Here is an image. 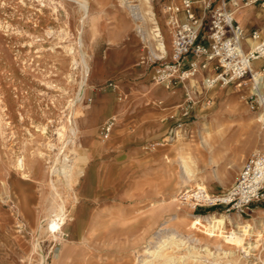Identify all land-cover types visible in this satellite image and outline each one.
I'll list each match as a JSON object with an SVG mask.
<instances>
[{
    "label": "rangeland",
    "instance_id": "374dc122",
    "mask_svg": "<svg viewBox=\"0 0 264 264\" xmlns=\"http://www.w3.org/2000/svg\"><path fill=\"white\" fill-rule=\"evenodd\" d=\"M125 1L166 31V55L151 53L153 41L136 28L142 34L152 23H135ZM167 1L0 0V264H163L169 255L182 264L186 247L199 257L184 264L258 263L264 198L241 217L252 226L245 240L258 243L249 250L223 233L211 236L190 216L217 212L234 223L237 213L191 208L180 195L195 185L219 196L230 189L245 161L264 153V107L249 78L210 88L206 72L172 88L154 81V67L169 62L172 50ZM221 3L211 0L212 8ZM247 7L254 10L249 33L264 26V7ZM120 13L125 18L117 24ZM252 69L264 73V57ZM186 90L193 101L184 115ZM79 168L71 177L73 203L64 173ZM62 199L64 222L54 211ZM50 223L61 227V239ZM232 228L226 222L225 231ZM171 233L184 244L150 257ZM223 250L232 255L218 256Z\"/></svg>",
    "mask_w": 264,
    "mask_h": 264
},
{
    "label": "built area",
    "instance_id": "2783aa9c",
    "mask_svg": "<svg viewBox=\"0 0 264 264\" xmlns=\"http://www.w3.org/2000/svg\"><path fill=\"white\" fill-rule=\"evenodd\" d=\"M264 7V0H222L220 6H211V0L167 1L164 11L172 34L170 61L154 67L157 84L172 88L197 74L206 72L205 87L217 84L240 85L246 78L252 80L253 61L264 57V26L246 32L234 19V12L256 2ZM201 10L195 12V5ZM183 15V18L180 17ZM205 21V23H204ZM205 28V35H201ZM193 91H185L183 114L192 103ZM113 125L107 122L103 133L107 137ZM264 153L251 155L243 164L234 184L222 195L211 194L204 186L195 185L182 190L180 200L188 207L222 206L225 212L234 211L240 217L248 214L253 203L264 198ZM256 264H264L262 254Z\"/></svg>",
    "mask_w": 264,
    "mask_h": 264
},
{
    "label": "bare ground",
    "instance_id": "6f19581e",
    "mask_svg": "<svg viewBox=\"0 0 264 264\" xmlns=\"http://www.w3.org/2000/svg\"><path fill=\"white\" fill-rule=\"evenodd\" d=\"M43 1V0H42ZM80 6L83 8V11L85 14L86 13V4L84 2H80ZM127 1L123 2V5H124V9H126L129 13V15L133 18L134 22L136 23V21H140V20H143V21H149V23L151 22L152 24L147 27L146 26V30H143L142 34H140V32L142 31L141 29V26L138 25V29L136 28V31L139 33L140 37H142L143 41L146 40V38L148 37L149 39H151L154 43V48L152 49L151 48V53H155V51H159L160 53L162 54H167V47H166V44H165V32L164 34L162 33V30L160 28V26H158V24H156V22L154 20H152L151 18V15L148 16L147 14V17L143 14V11L141 10L140 8V5H135V4H126ZM50 5V4H49ZM149 11H147L148 13ZM124 17V15H122L120 13L119 17L116 18V23L117 24H120V22L122 21V18ZM125 18V17H124ZM124 21V20H123ZM124 23V22H123ZM123 26V25H122ZM115 27V26H114ZM125 27V26H124ZM113 32V31H112ZM169 33V32H168ZM116 37V36H115ZM122 38V37H121ZM168 38V37H167ZM113 41V40H112ZM170 45V44H169ZM74 58V57H73ZM75 59V58H74ZM63 62V60H61ZM65 62V61H64ZM74 62V61H73ZM88 65V64H87ZM86 64H84V68L86 69L85 70V73L88 75V66ZM93 68V67H92ZM91 68V69H92ZM98 70V68H97ZM95 70V71H97ZM104 73V72H103ZM99 75V71L97 73ZM104 75V74H102ZM92 76V75H90ZM100 76V75H99ZM105 76V75H104ZM103 76V77H104ZM99 78V77H98ZM102 78V77H101ZM100 78V79H101ZM98 81V79H97ZM252 82H253V86L251 88V91L255 94L258 95L259 99H260V102L262 103L263 107H264V97H263V93H264V73L262 71H256L255 73L252 74ZM84 86L86 85V80H85V83L83 82ZM83 86V87H84ZM82 93V92H81ZM81 97V96H80ZM111 97V96H110ZM110 97L108 98H105L104 99V102H105V107L106 108H111V106L113 105L112 102L110 101ZM115 105V104H114ZM118 108V107H117ZM116 109V108H115ZM106 114V113H105ZM264 113L260 114V118L262 117ZM105 116V115H104ZM105 119V117L103 118ZM112 133V132H111ZM24 159V158H23ZM69 159V158H68ZM66 161V160H65ZM61 162V161H60ZM71 162V161H70ZM19 163V162H18ZM20 169L21 167L23 166L22 164V160H20ZM72 165V164H71ZM70 165V167H71ZM69 167V166H67ZM69 167V168H70ZM67 169V168H66ZM61 170V169H60ZM24 171V170H23ZM22 171V172H23ZM53 171V170H52ZM21 172V171H20ZM5 174V172H4ZM22 174V173H21ZM55 174V173H54ZM81 174V169L79 168L77 171H71L69 172V170H67V172L64 173L65 177H66V182H65V185L67 187H70V192H72L73 194H70V199L73 200V203L77 201V192L75 193V189H72L71 186H72V183H73V179L71 177H74L77 178L79 175ZM7 175V174H6ZM25 175V174H24ZM57 175V174H56ZM6 178V177H5ZM72 182V183H71ZM4 185V184H3ZM9 187V186H8ZM53 187V186H52ZM54 189V188H53ZM5 191V190H4ZM68 196V195H67ZM53 199V198H52ZM55 200V199H53ZM52 200V201H53ZM54 202V201H53ZM64 199L62 200H59V203H58V207L56 210V213H55V216L59 217V219L61 221L64 222L65 218H66V215H65V209H64ZM75 206V205H72V207ZM79 207V206H78ZM1 210V208H0ZM4 210V209H3ZM2 212V211H1ZM6 212V211H5ZM7 214V213H6ZM36 215V214H35ZM189 215V214H188ZM190 216H192V225L196 226L197 224L199 225H203L205 226V228L207 229L208 232H211L210 235L213 236L215 233H223V238L225 239L226 242H229V243H232V244H238L239 246L240 245H243V244H246L248 249L251 250V249H256L257 246H258V243L257 241H252V240H248L246 241L245 240V236H248L252 233V226L248 223V222H243L242 221V218L240 216H238L237 218L239 220H237L236 222L233 223L232 219L230 218H227L225 216V214L223 213H217V212H213L211 214H206V215H194V214H191ZM2 218V217H1ZM5 219V218H4ZM7 220V219H5ZM202 221H204L205 223H203ZM247 221V220H245ZM226 222L230 225L233 226L232 229H228V231H225V226H226ZM7 224V223H6ZM5 224V225H6ZM49 225H54V226H57L56 228L58 229V235L55 236V238H57L58 240L61 239V235H62V230H61V227H58V225L55 223H50L48 224ZM12 226V225H11ZM53 226V227H54ZM8 227V226H7ZM14 228V227H13ZM17 228V227H16ZM5 229V228H4ZM12 231V229H11ZM10 231V232H11ZM14 232V231H13ZM11 234V233H10ZM17 234V233H16ZM176 239V236L171 233V234H168L166 239H163V240H160L158 242V244L155 246V248H153L149 254H150V257L152 256L153 257H159V256H163L165 255L164 254V250L165 249H169V247H171L172 245H176V246H181L183 245V240L181 239H178V240H175ZM18 240V239H17ZM25 242V241H24ZM21 246V245H19ZM183 249H186L188 251V254L186 255H180L179 259H181V262L182 264H184V260L185 258H187L188 256H194V257H199L196 253H192L191 250H193L192 247H186V248H183ZM203 252H206V253H209L207 249H203L201 250ZM171 253V252H170ZM169 253V254H170ZM222 254H218V256H223V257H229L231 256L232 254L230 252H227V251H224L221 252ZM205 256V255H203ZM168 258H165L164 259V262L163 264H175V260H174V257L169 255L167 256ZM196 259V258H195ZM194 259V260H195ZM202 259V258H201ZM219 262V260H218ZM216 262V263H218ZM142 264H151L149 262H147L146 260L142 263ZM220 264V263H219ZM230 264V263H228Z\"/></svg>",
    "mask_w": 264,
    "mask_h": 264
},
{
    "label": "crops",
    "instance_id": "0c3cea01",
    "mask_svg": "<svg viewBox=\"0 0 264 264\" xmlns=\"http://www.w3.org/2000/svg\"><path fill=\"white\" fill-rule=\"evenodd\" d=\"M194 10H195L197 15H200L201 10L198 8L197 4L195 5ZM253 13H254V10L252 7H244L242 9L236 10L234 12V19L240 26H242L244 29L248 30L251 27L249 26L247 17L250 15H253ZM180 17L183 18V15L180 14Z\"/></svg>",
    "mask_w": 264,
    "mask_h": 264
}]
</instances>
